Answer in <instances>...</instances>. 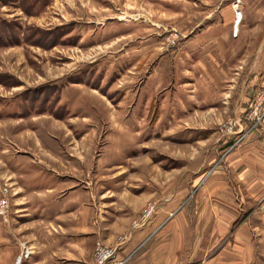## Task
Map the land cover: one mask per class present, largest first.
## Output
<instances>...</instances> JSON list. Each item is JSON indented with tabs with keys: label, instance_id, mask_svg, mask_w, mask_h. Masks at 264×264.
<instances>
[{
	"label": "rangeland",
	"instance_id": "1",
	"mask_svg": "<svg viewBox=\"0 0 264 264\" xmlns=\"http://www.w3.org/2000/svg\"><path fill=\"white\" fill-rule=\"evenodd\" d=\"M237 2L0 0V134L15 131L20 152L41 158L26 134L40 120L28 115L54 107L69 118L66 148L89 154L94 177L145 185L140 210L176 196L189 211H218V263L264 264V200L253 188L247 202L232 175L250 135L264 148V0ZM101 155L107 168L95 171Z\"/></svg>",
	"mask_w": 264,
	"mask_h": 264
},
{
	"label": "crops",
	"instance_id": "2",
	"mask_svg": "<svg viewBox=\"0 0 264 264\" xmlns=\"http://www.w3.org/2000/svg\"><path fill=\"white\" fill-rule=\"evenodd\" d=\"M57 104L68 112L77 106L75 102ZM52 108L39 112L36 118L28 115V119L40 120L37 126L27 124L26 134L40 148L41 158L20 152L15 131L0 134V178H7L13 187L8 226L0 228V264H14L20 253L17 241L22 239L30 243L33 254L20 264H94L95 244L113 247L117 237L125 240L108 264L121 260L123 264H219L213 249L220 219L227 217H219L218 211H189L180 206L176 196L162 200L151 221L127 236L129 221L152 191L143 184H138L142 185L138 190L137 184L117 176L110 182L94 177L89 154L80 159L66 148L65 142L73 138L69 136L68 116L54 118ZM48 118L62 125L66 139L49 129ZM254 135L243 143V161L234 168L228 163L225 168L227 174L237 170L232 174L234 184L246 189L247 202L256 201L257 196L264 200V148L259 147L262 142ZM101 159L102 155L95 171L107 168ZM122 160L115 158L110 166L116 167ZM208 251H212L211 256L205 259Z\"/></svg>",
	"mask_w": 264,
	"mask_h": 264
},
{
	"label": "built area",
	"instance_id": "3",
	"mask_svg": "<svg viewBox=\"0 0 264 264\" xmlns=\"http://www.w3.org/2000/svg\"><path fill=\"white\" fill-rule=\"evenodd\" d=\"M238 0H233L232 6L234 8L237 7ZM258 102H262L261 100ZM258 119V118H257ZM8 196L9 191L7 186H3L0 188V218L4 221H6V218L8 216ZM157 209V206L155 203H147L145 206L139 211L137 216L131 221V224L129 226V230L127 233V236L129 234L137 229H140L147 225L151 219L153 218L155 211ZM124 238H119L115 245L113 247H103L100 244L96 243L93 251V258H94V264H108L116 257V252L118 248L121 246V244L124 242ZM29 251L27 247L24 246V244H20V253L16 257L14 264H20L22 260H24L28 255ZM124 261H118L117 264H123Z\"/></svg>",
	"mask_w": 264,
	"mask_h": 264
}]
</instances>
